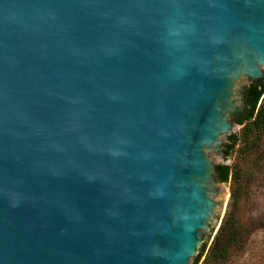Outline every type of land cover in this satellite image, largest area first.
Segmentation results:
<instances>
[{
  "label": "water",
  "instance_id": "95a60500",
  "mask_svg": "<svg viewBox=\"0 0 264 264\" xmlns=\"http://www.w3.org/2000/svg\"><path fill=\"white\" fill-rule=\"evenodd\" d=\"M263 76L264 0H0V264H192Z\"/></svg>",
  "mask_w": 264,
  "mask_h": 264
},
{
  "label": "trees",
  "instance_id": "16d2710c",
  "mask_svg": "<svg viewBox=\"0 0 264 264\" xmlns=\"http://www.w3.org/2000/svg\"><path fill=\"white\" fill-rule=\"evenodd\" d=\"M243 93L244 108L233 117L240 129L238 133L228 136L223 150L224 158L233 156V160L229 165H215L218 181L228 184L229 199L225 214L211 243L208 246L207 242L203 244L192 264H230L235 256L242 254L253 231L264 228L263 222L252 218L243 219L239 214L248 188L242 165L260 158L262 153L264 78L250 82L244 87ZM252 264H264V250Z\"/></svg>",
  "mask_w": 264,
  "mask_h": 264
},
{
  "label": "rangeland",
  "instance_id": "374dc122",
  "mask_svg": "<svg viewBox=\"0 0 264 264\" xmlns=\"http://www.w3.org/2000/svg\"><path fill=\"white\" fill-rule=\"evenodd\" d=\"M232 160L233 156L228 157L229 164ZM242 167L244 176L248 181V188L247 196L241 202L239 214L243 219L252 218L264 223V139L261 157L256 160H249ZM221 186L228 189V184H222ZM228 199L224 201L225 208ZM217 229L214 228L212 238ZM263 250L264 228H259L250 235L242 254L235 256L230 264H252Z\"/></svg>",
  "mask_w": 264,
  "mask_h": 264
},
{
  "label": "flooded vegetation",
  "instance_id": "af4514ba",
  "mask_svg": "<svg viewBox=\"0 0 264 264\" xmlns=\"http://www.w3.org/2000/svg\"><path fill=\"white\" fill-rule=\"evenodd\" d=\"M263 78H264V76H263ZM261 79H262V78H261ZM254 81H255V80H254ZM252 82H253V81H252ZM248 84H249V83H248ZM243 90H244V88H243ZM242 93H243V91H242ZM243 95H244V93L242 94V100H243V102H244ZM244 105H245V102H244ZM243 108H244V107H243ZM242 110H243V109H242ZM242 110H241V111H242ZM241 111H240V112H241ZM238 113H239V112H238ZM224 147H225V143H224ZM215 165H216V164H215Z\"/></svg>",
  "mask_w": 264,
  "mask_h": 264
}]
</instances>
